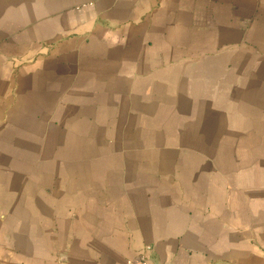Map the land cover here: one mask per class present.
<instances>
[{
	"label": "crops",
	"instance_id": "0c3cea01",
	"mask_svg": "<svg viewBox=\"0 0 264 264\" xmlns=\"http://www.w3.org/2000/svg\"><path fill=\"white\" fill-rule=\"evenodd\" d=\"M146 259L264 264V0H0V264Z\"/></svg>",
	"mask_w": 264,
	"mask_h": 264
},
{
	"label": "built area",
	"instance_id": "2783aa9c",
	"mask_svg": "<svg viewBox=\"0 0 264 264\" xmlns=\"http://www.w3.org/2000/svg\"><path fill=\"white\" fill-rule=\"evenodd\" d=\"M147 250L150 251L151 248H150V247H147ZM146 262H147V259H146V260H143V261H142V264H146Z\"/></svg>",
	"mask_w": 264,
	"mask_h": 264
}]
</instances>
